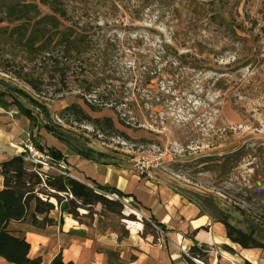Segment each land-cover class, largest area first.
<instances>
[{
	"label": "rangeland",
	"instance_id": "1",
	"mask_svg": "<svg viewBox=\"0 0 264 264\" xmlns=\"http://www.w3.org/2000/svg\"><path fill=\"white\" fill-rule=\"evenodd\" d=\"M14 2L49 14L39 0H0V163L26 139L64 160L90 150L264 243V0H66L96 39L85 70L66 64V80L55 70L64 60L43 63L16 43L14 27L28 24L7 19ZM83 79L92 91L85 97L110 106L84 107ZM37 185L33 192L54 205L71 199ZM72 215L97 230L141 219L99 205Z\"/></svg>",
	"mask_w": 264,
	"mask_h": 264
},
{
	"label": "crops",
	"instance_id": "2",
	"mask_svg": "<svg viewBox=\"0 0 264 264\" xmlns=\"http://www.w3.org/2000/svg\"><path fill=\"white\" fill-rule=\"evenodd\" d=\"M1 151L2 154L4 150ZM17 154L20 152L14 156ZM65 161L74 180L95 189L110 187L123 193L142 220L123 225V231L97 230L95 224H78L50 198L47 201L54 208L46 217L51 222L41 224L45 214H33L36 221L33 224L31 204L24 220L7 225L11 235L28 243L29 259H39L40 264H51L58 255L63 263L72 264H195L191 258L204 264H264V251L242 249L231 243L221 223L201 213L197 206L165 184L141 177L133 170L86 160L75 154L66 156ZM27 171L34 174L29 166ZM150 219L163 227V235L155 228L154 234L144 228L142 221L152 224ZM0 264L11 263L0 258Z\"/></svg>",
	"mask_w": 264,
	"mask_h": 264
},
{
	"label": "trees",
	"instance_id": "3",
	"mask_svg": "<svg viewBox=\"0 0 264 264\" xmlns=\"http://www.w3.org/2000/svg\"><path fill=\"white\" fill-rule=\"evenodd\" d=\"M66 0H39V4L45 7L49 14H40L38 7L32 4H24L21 2L13 3L6 9L5 15L7 19L13 23L28 24L25 27L18 25L14 27L12 37L17 44L23 47L24 52L34 57L41 56L43 63L50 61L55 62L57 59L65 62L56 64V69L61 78L66 80V64L76 65V69L85 70L88 60L85 58L96 44L95 27L93 23L83 21L81 16L70 15L69 6L65 3ZM71 18H70V17ZM68 23V25H64ZM194 62L196 61L193 59ZM51 63V62H50ZM32 89L35 88L31 77H24L23 79ZM88 86L85 95H82V103L91 112H100L105 106L109 105L108 98L99 97L91 101L85 96L91 95L89 90L91 83L83 79ZM64 81H62L63 83ZM64 84V83H63ZM100 101V102H99ZM93 102V103H92ZM98 102V103H96ZM0 106L4 108V103L0 100ZM19 106V105H18ZM110 106V105H109ZM71 110L81 112L82 110L75 105L70 107ZM115 110V108H111ZM19 112L29 121H34L31 114L21 106L18 108ZM110 125V121L107 120ZM112 128V125H111ZM36 146L40 147L36 144ZM50 153L57 159L63 158L60 153L49 150ZM81 158L94 161L93 152L78 151L76 152ZM27 164L22 159L21 155L13 156L9 160L0 164V175L3 177V189L0 191V258L11 264H40L39 259H29V245L24 238H18L7 231V225L11 221L20 222L25 219L27 212L33 205V213L30 215L31 223L35 224L33 214H45L41 220V224L50 223L47 219L48 212L54 208L49 201L41 200L33 193L34 185L39 184L35 174L27 171ZM46 181V186L56 193H62L66 196L70 195L66 206H60V209L67 214L78 217L77 209L91 208L94 205L101 206V209L106 210L112 214H123L124 206L122 203L110 200L103 195L96 193L87 185L80 183L71 178H64L60 176H52ZM33 180V182H32ZM97 189L106 193H116L120 198L126 197L120 191L110 187H96ZM58 196V195H57ZM61 202L59 197L57 203ZM143 220L144 228L151 229L154 234V225L164 231L160 224L150 219ZM215 221L224 226L226 237L228 240L238 245L242 249H259L264 251V243L256 238V232L251 230L249 232L242 231L231 225L227 218H216ZM153 228V229H152ZM124 229H122L123 231ZM194 250L192 249V252ZM195 253V252H194ZM200 256V253H199ZM51 264H72L63 263L60 255L56 256ZM248 264V263H247Z\"/></svg>",
	"mask_w": 264,
	"mask_h": 264
},
{
	"label": "built area",
	"instance_id": "4",
	"mask_svg": "<svg viewBox=\"0 0 264 264\" xmlns=\"http://www.w3.org/2000/svg\"><path fill=\"white\" fill-rule=\"evenodd\" d=\"M24 162L31 168L32 172L37 175L40 179L39 186L45 187L46 181L51 179L52 176H60L64 178H72L68 171V165L66 161L61 158H55L50 151L43 149L42 147L36 146L34 142L30 139H26L23 143L22 151L20 154ZM146 166L142 164V167ZM93 189L96 193L103 195L104 197L122 203L124 208H129L138 214L137 210L131 205L130 202L126 201L125 198H120L116 193H106L101 190ZM70 198L71 196L68 195ZM140 216V215H139ZM159 235H163V231L159 230L157 227L152 225ZM190 258V257H189ZM195 264H204L201 260L197 258H191Z\"/></svg>",
	"mask_w": 264,
	"mask_h": 264
}]
</instances>
